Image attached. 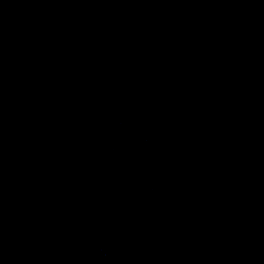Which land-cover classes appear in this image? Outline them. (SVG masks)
I'll return each mask as SVG.
<instances>
[{
    "label": "water",
    "instance_id": "1",
    "mask_svg": "<svg viewBox=\"0 0 264 264\" xmlns=\"http://www.w3.org/2000/svg\"><path fill=\"white\" fill-rule=\"evenodd\" d=\"M123 0H0V264H72Z\"/></svg>",
    "mask_w": 264,
    "mask_h": 264
}]
</instances>
